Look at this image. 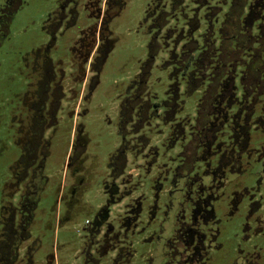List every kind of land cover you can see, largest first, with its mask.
Here are the masks:
<instances>
[{"label":"rangeland","instance_id":"obj_1","mask_svg":"<svg viewBox=\"0 0 264 264\" xmlns=\"http://www.w3.org/2000/svg\"><path fill=\"white\" fill-rule=\"evenodd\" d=\"M149 1L110 0L106 6L108 0H73L65 12L68 14L70 8L74 10L73 18L69 21L67 18L61 24L53 41L45 31L44 23L54 15L58 0H23L21 8L12 17L8 35L0 43V220L4 187L10 178L11 166L19 156L9 126L12 123L9 108L14 106L17 95L27 89L32 78V59L41 48L57 67L59 75L56 79L64 93L56 136L43 167L47 180L39 190L29 227L30 239L25 241L24 250L23 244L18 249L19 264H23L20 259L24 260L28 249L32 253L29 264H84L90 242L99 239L96 231H92L99 214L106 209L107 221L113 224L128 200L149 193V173L138 167L143 161L136 159L129 147L124 149L127 163L123 178L131 181L125 184L132 192L119 200L116 196L113 203L109 201L110 193L106 192V185L111 187L113 180L115 185L121 186V178L112 176V154L124 141L132 145L134 142L130 139L137 135L130 130V124L121 126L120 114L127 109L125 106L130 99L134 102L130 97L132 81L148 58L151 33L145 10ZM102 23L107 33L102 29ZM100 32H105V36L100 37ZM105 37L108 40L103 44L106 55L100 58L101 53L95 50L100 48L99 42L104 43ZM80 41L86 46L82 54L74 50L76 68L71 65V49L73 46L79 49ZM159 58L152 59V63H157ZM91 62L93 66L89 65ZM97 65L100 66L98 71ZM148 67L143 70L148 71ZM166 85V71L154 66L148 79L149 91L162 99ZM192 104V100L186 101L187 111L191 112ZM75 131L83 135L85 150L79 159L71 158L69 165L68 153ZM158 131L144 128V135L152 145L165 137L161 133L157 140ZM254 134L252 131V143L260 141ZM250 172L246 182L253 181L260 173L257 162L251 164ZM263 187L258 194L263 207L260 212L253 208L249 218L259 220L260 225L264 223ZM241 220L242 214L222 222L218 237L220 248L210 252L206 264H242L255 252H260L264 258V233L246 238ZM154 225L155 222L149 226L154 229ZM144 235L147 233L128 238L133 249L130 264H152L150 259L159 264L161 257L158 251L154 252V243L142 241ZM157 237L156 233L154 239ZM163 237L162 233L160 240ZM158 247L160 250V242ZM90 251L99 264H105L110 252L94 254L93 247ZM257 264L264 262L260 260Z\"/></svg>","mask_w":264,"mask_h":264},{"label":"flooded vegetation","instance_id":"obj_2","mask_svg":"<svg viewBox=\"0 0 264 264\" xmlns=\"http://www.w3.org/2000/svg\"><path fill=\"white\" fill-rule=\"evenodd\" d=\"M72 1L58 0L54 15L44 23L45 31L52 41L61 24L67 18L68 21L73 18L74 10L71 8L68 14L65 13ZM109 2L110 0L106 6ZM104 13L106 14V11ZM103 23L102 29L105 31ZM105 32H100L99 36H105ZM81 38L80 36L79 39ZM105 41L108 42L106 37L104 43L99 42L100 48H96V52L107 50L103 45ZM85 46L86 44L80 41L79 49L75 46L71 49V65L76 68L78 65L73 60V53H84ZM89 65H92V62ZM30 69L32 78L27 89L17 95L14 106L9 108L12 122L9 126L12 127L14 142L18 145L19 156L11 166L10 178L3 191L10 204L8 215L0 225V264H19L18 249L23 244L24 250L25 241L30 239L29 227L38 203L39 190L41 184L47 180L43 175V167L51 153L50 148L59 122L58 115L62 109L60 102L64 93L61 83L56 79L59 73L47 56L46 50L41 48L34 54ZM263 100H258L259 104L255 102L263 117V121L259 119V125L254 126L255 137H260V141L255 143H252L251 126L245 121L236 123L235 126L240 130L232 126L226 136H220V143L216 142L213 131H210V136L203 135L200 131L198 136L203 135L205 143L202 144L203 139H200L201 144L196 145L190 154L182 151L185 146L180 149L179 153H184L180 158L183 162L181 160L174 164L175 166L162 162V165H157L158 168L155 169L152 165L156 163L159 154L157 149L146 150L147 141L140 146L138 143H126L132 152L135 150V158L143 161L141 165L149 173V193L147 196H134L128 200L113 224L107 221L109 215L106 209L99 214L96 228L92 230L96 231L99 239L90 240L84 264H99L92 256V247L94 254H108L110 251L105 264H130L133 249L128 238L139 233H147L141 237L142 241L154 243V252L158 251L157 254L161 257L159 264H206L210 252L220 248L218 237L222 222L235 215L242 214L241 226L246 238L252 234H263L264 223L260 225L259 220H249L253 208L260 212L263 207V202L258 197L264 185V162L261 163L264 159ZM127 105L128 116L121 125L125 124L126 127L130 124V130H134L133 100L128 101ZM138 130L134 132H139ZM72 138L68 153L69 165L71 158L79 159L85 150L81 133L75 131ZM130 140L134 142V137ZM123 151L126 152L121 149L116 151L113 161L115 167L126 165L127 159ZM139 153L144 156H138ZM256 162L260 173L253 181L246 182V178L251 174V164ZM123 174L115 176L116 179L121 178V186L115 185L113 180V185L106 189V192L111 194L109 201L112 203L115 202L116 196H119V200L132 192L125 184L130 180L123 178ZM153 222L154 229L149 226ZM156 233L158 237L154 239ZM162 233L164 237L160 240ZM31 254L29 249L25 251L24 260L20 259V263L29 264ZM249 259L242 264H257L260 260L264 262L260 252H255ZM150 261L154 264L152 259Z\"/></svg>","mask_w":264,"mask_h":264},{"label":"trees","instance_id":"obj_3","mask_svg":"<svg viewBox=\"0 0 264 264\" xmlns=\"http://www.w3.org/2000/svg\"><path fill=\"white\" fill-rule=\"evenodd\" d=\"M22 2L0 0V42L8 35ZM145 15L150 23L149 54L132 81L130 97L134 99V131L140 130L134 132V145L147 141L146 150H158L154 169L162 162L176 165L183 152L190 154L196 145L205 143L203 135L210 136V131L217 143L240 121L255 132L259 119L263 121L255 102L264 99V0H150ZM104 55L102 52L100 58ZM157 57L158 62L152 63ZM145 66L148 71L143 70ZM154 66L166 71L162 99L149 91ZM99 68L97 65L96 70ZM187 100H192L191 112L185 106ZM126 110L120 114L121 124L128 116ZM144 128L159 130L157 140L161 133L165 137L152 145ZM200 131L203 135L198 136ZM126 143L119 150L128 147ZM133 153L136 156L135 150ZM141 154L138 156L143 157ZM115 155L110 161L113 177L123 174L125 168L123 164L114 166ZM3 197L0 225L10 204L4 192Z\"/></svg>","mask_w":264,"mask_h":264},{"label":"water","instance_id":"obj_4","mask_svg":"<svg viewBox=\"0 0 264 264\" xmlns=\"http://www.w3.org/2000/svg\"><path fill=\"white\" fill-rule=\"evenodd\" d=\"M105 55H106V53H105ZM109 196L111 197V194H109Z\"/></svg>","mask_w":264,"mask_h":264}]
</instances>
